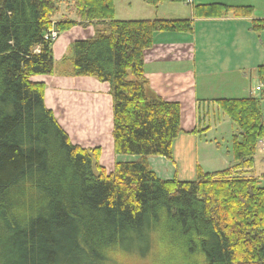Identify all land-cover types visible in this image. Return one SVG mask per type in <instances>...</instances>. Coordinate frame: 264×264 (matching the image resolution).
<instances>
[{
	"label": "trees",
	"instance_id": "trees-1",
	"mask_svg": "<svg viewBox=\"0 0 264 264\" xmlns=\"http://www.w3.org/2000/svg\"><path fill=\"white\" fill-rule=\"evenodd\" d=\"M59 11L55 0H0V264H110L111 253L148 258L162 246L168 264H264V187L245 175L264 141V90L198 103L191 133H209L215 114L237 127L229 168L163 180L149 158L174 161L182 110L147 96L145 54L157 34L191 33L193 22L118 21L115 0H74L78 21L55 22ZM194 12L253 18L255 9L216 3ZM84 24L109 32L76 41L64 74L110 85L114 152L138 158L113 173L100 165V149L72 143L46 107V85L34 81L55 73L52 33ZM252 30L264 32V20Z\"/></svg>",
	"mask_w": 264,
	"mask_h": 264
},
{
	"label": "crops",
	"instance_id": "crops-1",
	"mask_svg": "<svg viewBox=\"0 0 264 264\" xmlns=\"http://www.w3.org/2000/svg\"><path fill=\"white\" fill-rule=\"evenodd\" d=\"M205 1L207 0H194L191 10L185 14L175 11L170 13L172 15L161 16V8L164 5L162 4L158 8L153 7L156 10L153 15L149 14L141 19L135 17L139 19L118 20H190L193 22L194 29L191 33L157 34L153 47L145 54V75L149 81L146 89L147 96L150 99L162 98L179 102L182 110L183 133L174 144V161L163 157L149 158L152 171L163 179L177 178L184 181L193 180L196 177L197 169L201 167L198 154L200 143L198 134L191 132L197 129L198 103L211 101L216 97L225 98V92L222 90L219 91L220 96H217L215 86L216 89L235 88L241 83V80L255 77L256 80H252L255 83V88L251 89L248 96H260L256 92V88L264 79L259 71L264 66V32L253 31L252 22L264 20V15L257 12L258 14L253 18H235L233 16L210 19L196 18L194 6L198 5L219 3L234 7L251 6L254 9L256 6L251 1L243 2L241 0H233L234 2L228 0ZM63 57L59 59V65ZM60 74L61 72L55 68V73L47 76L48 81L43 82L46 85L45 104L48 91L53 90L51 110L67 133H69L68 129L70 131L73 129L72 131L79 130L80 134L86 131V134L102 135L99 123L96 125L89 123L88 115L91 116V108H93V111L96 112L94 118L96 117V120L99 118L98 121L102 120L103 110L106 108L109 112L108 118H110L113 99L110 89L104 85L106 83L99 82L103 85L94 83L95 90L81 91L79 89L77 91L71 87L70 80L81 77L69 76L67 78ZM82 92H88L91 96L86 103L84 99L81 101ZM70 96L73 99L70 101L77 113V115L73 114L74 119L66 116L72 111V106L68 107V102H66ZM186 102L195 113L196 123L188 129L183 127L184 104ZM97 111H101V113ZM69 134L71 135V132ZM227 157L229 160L231 159L230 153L227 154Z\"/></svg>",
	"mask_w": 264,
	"mask_h": 264
},
{
	"label": "rangeland",
	"instance_id": "rangeland-1",
	"mask_svg": "<svg viewBox=\"0 0 264 264\" xmlns=\"http://www.w3.org/2000/svg\"><path fill=\"white\" fill-rule=\"evenodd\" d=\"M58 4L60 11L56 15L54 21L55 22H62L65 20H71V21H78L77 16L73 12V1L74 0H55ZM217 0H207L205 2H213ZM223 1V0H220ZM230 2H234L233 0H228ZM243 2L245 1H251L253 2L255 6V12L254 15L258 14L259 12L261 15H264V0H241ZM252 4V3H251ZM258 4V5H257ZM115 6H116V20H134L139 19L135 17H140V19L143 16L146 15H153L156 11L152 6L148 5L146 3V0H115ZM192 4L188 2L183 3H167L162 5L161 10V16L174 13L175 11H179L182 14L187 13L191 10ZM172 15V14H170ZM97 31H102L105 33L109 32V28L104 25H81L74 27L71 31L66 33L57 34V37L53 39V53H54V59H55V68L56 70L61 72V76L69 78V76H66L64 74L65 71L68 69V65L64 64L62 61L63 58L60 60L59 65V59L62 56H70V58L73 57V44L76 41H82V40H88L95 36ZM56 41V42H55ZM47 76L37 77L34 78V81L37 82H47L46 79ZM252 80H256L255 77L252 78H246L241 80V83L235 88H229V89H220L216 86L214 87L215 91L217 92V96H220L219 91L222 90L225 92V98L226 99H243L248 98V94L255 88V83H253ZM99 85L98 80L95 78H72L70 80L71 87L73 89H76L77 91L80 89L81 91H90L95 90L94 86L95 84ZM103 85V84H101ZM110 89L109 84H104ZM51 89V88H50ZM218 90V91H217ZM258 93V92H257ZM260 95V93H258ZM54 95L53 90H49L46 95V107L51 110L52 109V96ZM81 101L83 99L85 100V103L87 99L91 96H89L88 92H82L81 94ZM69 99V101H68ZM73 101L72 97L66 99V102H68V107H71V110L69 114L66 116H69L70 119L73 118V114L75 115V107L72 105ZM216 99H224L222 97H216ZM91 116L88 115L89 123L91 124H97L99 123V126L101 127V131L103 132L102 135H94L93 134H86V131H84L82 134L78 133L79 130L70 131L68 129V132H71V135L68 133L70 140L73 144L78 145L87 150L95 151L96 149H100L103 156L101 157L99 163L101 166L107 168L108 173H113L114 168L118 163H126V162H132L136 161L138 158L136 157H122L118 156L114 152V141H113V101H112V110L110 111V118L108 109L103 110V119L96 120V117L94 118V115H96V112L93 111L94 109L91 108ZM211 110V109H210ZM101 113V111H97ZM214 114V113H213ZM77 115V113H76ZM56 117V116H55ZM57 119V118H56ZM74 119V118H73ZM210 119V118H209ZM208 119V121H209ZM58 121V119H57ZM103 121V122H102ZM59 122V121H58ZM60 123V122H59ZM189 123H191L189 125ZM196 125L195 123V113L192 112V108L190 109V106L188 105V102L184 104V128L188 129L192 125ZM211 124V130L206 135L199 137V163L201 168L205 172H217L221 171L223 169L229 168L233 164L232 157L229 160L227 157V154L231 152V144L233 135L236 134L237 127L230 121V119L226 116H221L220 114H215L211 117L210 120ZM62 127V126H61ZM63 128V127H62ZM64 129V128H63ZM89 132H92L88 130ZM87 131V132H88ZM110 131V133H109ZM99 141V142H98ZM104 149V153H103ZM231 155V153H230ZM246 176H254L257 178H260L261 186L264 187V141L263 143H260L257 149V155L255 157V163L254 167L250 172H247L245 174ZM163 179V178H161ZM168 180V179H163ZM161 251V250H160ZM155 251L152 253V255L148 258H142L137 254L134 253H121V252H115L111 253L110 255V264H168L167 261V253L163 249L162 246V252ZM166 260V262H165ZM174 261H172V264Z\"/></svg>",
	"mask_w": 264,
	"mask_h": 264
},
{
	"label": "built area",
	"instance_id": "built-area-1",
	"mask_svg": "<svg viewBox=\"0 0 264 264\" xmlns=\"http://www.w3.org/2000/svg\"><path fill=\"white\" fill-rule=\"evenodd\" d=\"M187 2L191 4V3L194 2V0H187ZM56 37H57V34H54L53 37H52V39H55ZM263 90H264V79H263V82L256 88V92L259 93V92H261Z\"/></svg>",
	"mask_w": 264,
	"mask_h": 264
},
{
	"label": "bare ground",
	"instance_id": "bare-ground-1",
	"mask_svg": "<svg viewBox=\"0 0 264 264\" xmlns=\"http://www.w3.org/2000/svg\"><path fill=\"white\" fill-rule=\"evenodd\" d=\"M54 34H56V33H52V37H53ZM46 39H47V37H46Z\"/></svg>",
	"mask_w": 264,
	"mask_h": 264
}]
</instances>
